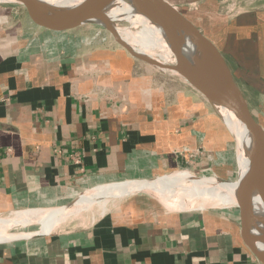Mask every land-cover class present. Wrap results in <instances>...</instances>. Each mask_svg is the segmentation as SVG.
Wrapping results in <instances>:
<instances>
[{"label": "crops", "instance_id": "0c3cea01", "mask_svg": "<svg viewBox=\"0 0 264 264\" xmlns=\"http://www.w3.org/2000/svg\"><path fill=\"white\" fill-rule=\"evenodd\" d=\"M220 1L202 2L219 17L208 37L264 131V0L233 14ZM65 33L0 5V216L179 171L230 176L232 136L199 92L112 40ZM124 197L90 223L0 242V264H260L234 208L182 210L149 190ZM249 229L264 241L251 216Z\"/></svg>", "mask_w": 264, "mask_h": 264}, {"label": "bare ground", "instance_id": "6f19581e", "mask_svg": "<svg viewBox=\"0 0 264 264\" xmlns=\"http://www.w3.org/2000/svg\"><path fill=\"white\" fill-rule=\"evenodd\" d=\"M1 1L9 2L11 0H0V2ZM41 2L63 7L61 10L54 13L55 16L60 17L76 14L77 11L70 7L81 2L85 3L93 8L101 19L113 28L116 34L131 48L139 52V54L144 56L147 55V48L151 46L162 54L158 56L159 58L155 61L160 66L168 56L175 65L171 68L180 67V65H184L188 68L189 77L194 84L199 85L209 82L210 80L208 71L201 62L193 56L190 50L184 48L182 49L181 55H173V50H175L176 47L171 43L168 32L172 29H177L168 19L155 14L151 7L147 5H133L125 0H29V2L23 1V4H32L37 10L48 7ZM84 20L87 21V23L90 22L86 19ZM124 21L128 22L129 27L117 25ZM134 34H141V36ZM166 52H168V54H166ZM146 57L149 58L152 57V55H147ZM209 101L227 129L231 131L235 137L238 158L242 164L239 169V174L240 177L246 174L245 194L249 196V204H253L251 218L254 220L255 224H263L264 226V167L258 169V172L254 171V163L256 161L254 142L248 131L235 119L227 98H219L217 95L211 94L209 95ZM236 185L237 184L234 183H227L221 179H216L215 181H202L198 180L195 175L189 172L179 171L159 180L129 183L125 186L123 185V188L120 186V189L115 187V189H118L116 191L118 193L113 197H124L137 191L149 189L162 195L171 206L182 210L188 209L187 207H192L193 204L197 205L198 209H204L206 205L224 208L228 205L236 204L234 195ZM97 198L99 199V197ZM105 201L89 202L87 200H81L78 203L74 201L71 205L74 203L76 204L64 212L60 210L53 211L51 209L14 212L9 218H0V242H10L19 238H26L25 236L22 237V235L10 232L12 223L23 224L44 220L51 221L56 226L67 218L77 216L84 210H92V207H96V209L101 212L105 208Z\"/></svg>", "mask_w": 264, "mask_h": 264}, {"label": "water", "instance_id": "95a60500", "mask_svg": "<svg viewBox=\"0 0 264 264\" xmlns=\"http://www.w3.org/2000/svg\"><path fill=\"white\" fill-rule=\"evenodd\" d=\"M24 2L29 0H11L9 2L15 4L29 18V20L44 29L63 32L76 28L87 21L106 31L113 39V41L123 48L133 58L140 60L150 66L169 69L177 72L182 78L187 81L197 92H199L205 100L209 103L213 111L218 115L215 108L209 101V95L215 94L219 98H227L229 107L233 112L235 119L246 129L251 136L255 151L256 161L254 163V171L264 167V131L252 116L247 102L237 85L231 70L217 48V46L208 38L203 32L185 15L176 8L169 0H125L133 5H147L151 7L155 14L161 15L168 19L177 30H170L168 36L171 43L176 47L173 50L174 56L182 54V48L190 50L193 56L206 68L209 73V82L202 84H194L189 77L188 68L184 65L175 68H168L160 66L157 62H151L133 48H131L124 40H122L116 32L111 28L96 11L85 3H79L71 6L77 11L76 14H69L67 17L55 16V12L61 10L60 6H48L47 8L33 10L29 13L24 5ZM66 8V7H65ZM235 149L231 152V166H230V183L237 184L234 195L236 199L235 205H228L227 208H234L239 216V235L240 239L246 248L252 253L260 264H264V241L257 240L249 229V196L245 194L246 174L240 177L239 166L237 163L238 150L236 140L233 133L230 131ZM258 172V171H257ZM70 206V205H69ZM68 206V207H69ZM65 207V208H68ZM63 208V209H65Z\"/></svg>", "mask_w": 264, "mask_h": 264}, {"label": "rangeland", "instance_id": "374dc122", "mask_svg": "<svg viewBox=\"0 0 264 264\" xmlns=\"http://www.w3.org/2000/svg\"><path fill=\"white\" fill-rule=\"evenodd\" d=\"M169 1L176 8H178L185 15V17H187L189 20H191L203 32V34H205L207 37L210 35V33H211L212 30H216L217 29V28L212 27V25L214 23L219 22V20H218L219 17H217L216 15L207 14L208 9H210V7H208L207 5H203V3H202L203 0H195L196 2H194V0H169ZM248 1L249 0H225L226 4H231L232 2H233L232 4H234L232 6V8H231V14H233L236 11V9H239L240 8V5H243V6L246 5ZM220 2L222 3L223 0H221ZM41 3H44L47 6H51V5L47 4L46 2H41ZM0 5H4V6L5 5H9L10 6L11 5V6H13V3L8 2V1L7 2H2L1 1L0 2ZM23 5H24L25 9L29 13L30 12H33V10L35 9V6L32 5V4H23ZM224 5L225 4H222L221 5L222 12L224 10V8H223ZM35 10H37V9H35ZM223 16L224 17L225 16L227 17L226 14L223 15ZM208 24H210V25H208ZM34 25L37 26V27H40V26H38L36 24H34ZM117 25L118 26H121V27H129V24L126 21L121 22V23H119ZM63 32H66L65 34H67L68 36H75L77 38V40H101L102 38H104L106 40H112L113 41L112 37L106 31H104L102 28H100L97 25H94L92 23L82 24V25H80V26H78L76 28H73V29L67 30V31H63ZM134 35L141 36V34H134ZM182 49H184V48H182ZM166 54H168V52H166ZM147 55H149V56L152 55V57L147 58L146 57ZM147 55H145V56L142 55V56L146 57L151 62H155L159 58L158 56H161L162 54L158 50H156L155 48L149 46L147 48ZM169 58L170 57L167 56V59L162 64V65H164L163 67H166L167 66L168 68L169 67L171 68V67H174L175 66L174 63H173V61L171 59H169ZM152 68H154V69H156L158 71L164 72L165 74H170L168 76H165L164 75V77H162V78H168L169 76H174L175 78H180V79L184 80L182 78V76H180L175 71H172V70H169V69L157 68V67H153V66H152ZM187 84H189V83L187 82ZM220 120H221V118H220ZM221 122H222V120H221ZM234 149H235V143L232 141V144H231V147H230V152H233ZM237 163H238V166H239V169H240V167L242 166V164L239 161V158L238 157H237ZM186 172H189L192 175H195V177L198 180H202V181H206V180L207 181H209V180L210 181H215L216 179H221V180H223V181H225L227 183H230L227 180H229V178L232 177V176H228V174L225 171L224 172H220V173L211 172V171H205V172L201 173L200 175H197V174H195L194 172H191V171H186ZM122 183H124V182H122ZM111 187H113V186H111ZM111 187L110 188H107L105 190H97V191L93 190V191H91L88 194H86L87 192L86 193H82V194H79L74 199L75 202L77 201L76 203L80 202L81 200H85V201L87 200L89 202L90 201H100V202H103V201L106 200L105 201L106 202L105 208H104V210H102L103 212L102 211L99 212L98 209H96V207H92V210H84V211L80 212L77 216L71 217V218H67L63 222H61L60 224H58L56 226L53 224V222H51V221H44V220H38V221L29 222V223H23V224H20V223L19 224L12 223L10 232L11 233H14V234L17 233L19 235H22V237L25 236L26 238H24V239H29V238H32L34 236L47 235V234H49L51 232L52 229L54 230L57 227L60 228V227H63V226H72V225H75V224H87V223H90L95 218H97L98 216L104 215L107 212L109 213L111 210H113V208H115V206L118 203H120L121 201L124 200V198H126V197H111V195L113 193H116L115 190H110V189H112ZM146 190H149V189H146ZM149 191H152V192L156 193V191H153V190H149ZM144 193H146V192H144ZM103 194H104L105 197L103 196ZM144 195H147V197H149V198L152 197L154 199V201L158 205H160L161 207H163V208H165L167 210L168 209L172 210V208L163 205L161 203V201H160V198L154 196L153 194L146 193ZM158 195L163 198L162 195H160V194H158ZM94 197H96V198H94ZM97 197H99V199ZM165 202H166V200H165ZM76 203H74L73 205H75ZM71 204H70V206L68 208H65V209H63V208H52V209L51 208H45V209H51L53 211L54 210H57V211L60 210V211H63L64 212L66 210H69V208H71V206H73ZM252 205L253 204H251V203L249 204V215L250 216H252L251 215V210L253 209ZM205 207L206 208H204V209H217L216 207H211L209 205H206ZM187 208L188 209L192 208L194 210L198 209L197 208V205H195V204H193L192 207H187ZM21 212H24V211H21ZM257 212H258V210H257ZM13 213L7 214V215H4V216L2 215V216H0V218L1 219H3V218H9ZM15 240H21V239L19 238V239H15Z\"/></svg>", "mask_w": 264, "mask_h": 264}, {"label": "built area", "instance_id": "2783aa9c", "mask_svg": "<svg viewBox=\"0 0 264 264\" xmlns=\"http://www.w3.org/2000/svg\"><path fill=\"white\" fill-rule=\"evenodd\" d=\"M75 162H76V163H79V161H78V160H75Z\"/></svg>", "mask_w": 264, "mask_h": 264}]
</instances>
